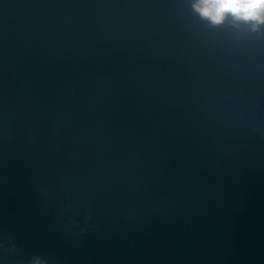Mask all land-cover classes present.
Listing matches in <instances>:
<instances>
[{
  "label": "clouds",
  "instance_id": "9594fccd",
  "mask_svg": "<svg viewBox=\"0 0 264 264\" xmlns=\"http://www.w3.org/2000/svg\"><path fill=\"white\" fill-rule=\"evenodd\" d=\"M188 3L193 15L213 28L231 23L247 26L254 32L264 31V0H188ZM31 264L48 262L36 257Z\"/></svg>",
  "mask_w": 264,
  "mask_h": 264
}]
</instances>
